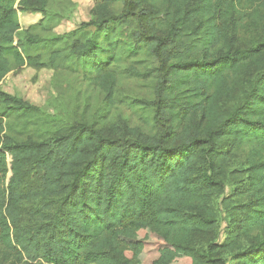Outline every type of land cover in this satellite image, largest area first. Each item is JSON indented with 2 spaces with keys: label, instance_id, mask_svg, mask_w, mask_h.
<instances>
[{
  "label": "trees",
  "instance_id": "trees-1",
  "mask_svg": "<svg viewBox=\"0 0 264 264\" xmlns=\"http://www.w3.org/2000/svg\"><path fill=\"white\" fill-rule=\"evenodd\" d=\"M118 1L120 14L104 6L95 21L34 42L16 6L49 19L48 0H0V83L24 66L47 67L34 52L57 45L50 62L74 58L75 68L104 78L118 61V29L131 20L128 55L144 51L157 61L153 99L136 101L152 110L147 133L80 122L39 141L16 140L5 132L10 112L45 116L0 90V245L9 264H264V34L249 43L237 35L241 7L264 3ZM106 83L111 98L115 81L107 75ZM244 148L243 177L230 185L228 167ZM232 197L237 204L224 218Z\"/></svg>",
  "mask_w": 264,
  "mask_h": 264
},
{
  "label": "rangeland",
  "instance_id": "rangeland-1",
  "mask_svg": "<svg viewBox=\"0 0 264 264\" xmlns=\"http://www.w3.org/2000/svg\"><path fill=\"white\" fill-rule=\"evenodd\" d=\"M258 1L264 3V0ZM104 6L108 7L107 11L117 14L123 9L121 1L118 0H48L46 9L50 15L49 20L41 12L29 10L26 5L18 3L16 8L21 29L27 31L25 37L38 42L69 34L83 24L95 21ZM158 8L163 26L168 28L170 11H166V3L161 2ZM241 9L237 35L240 42L249 43L264 34V5L246 3ZM254 9L258 10V14ZM136 28L133 20L119 27L116 36L119 42L118 61L110 66V70L103 72L106 76L104 78L94 76V73L91 76L83 73L80 68H75L74 58H68L64 62L63 59L50 62L51 52L60 49L61 45L36 50L34 53L40 54L48 66L42 69L24 66L15 70L0 83V90L38 108L45 117L41 116L38 120L30 117L26 120L18 112H10L5 121L9 125L11 123L12 131L6 128L5 132L16 140L39 141L52 134H62L80 122L94 125L105 133L131 135L138 131L149 132L152 128V110L136 101L153 99L156 83L153 70L157 67V61L144 51L128 55L127 48L133 47V32ZM94 30L93 26L88 28L82 35L83 41L90 38ZM72 43L68 42V50L72 48ZM64 53L65 51H60L61 56ZM107 75L115 81L111 98L107 93ZM249 154V148H244L229 165L226 181L228 184L231 185L243 177ZM231 191L228 187L225 197L231 195ZM231 203L223 210L224 218L228 215V210L237 204V199L232 197ZM225 226L223 224L222 229ZM222 240L224 233H221ZM11 259L13 256L4 252L0 245V264H9ZM228 264L238 262L232 259Z\"/></svg>",
  "mask_w": 264,
  "mask_h": 264
}]
</instances>
